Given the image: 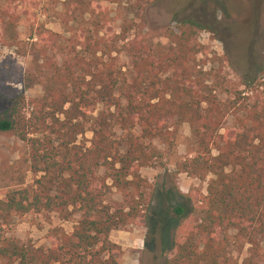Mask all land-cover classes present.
<instances>
[{
	"label": "trees",
	"instance_id": "trees-1",
	"mask_svg": "<svg viewBox=\"0 0 264 264\" xmlns=\"http://www.w3.org/2000/svg\"><path fill=\"white\" fill-rule=\"evenodd\" d=\"M65 1L69 37L39 26L30 45L45 79L43 96L17 97L8 118L0 116V132H12L27 146L33 177L31 187L0 196V263L121 264V249L109 236L138 218L151 232L158 225L165 264H233L229 248L239 252L244 245L257 258L264 243V67L221 101L195 70L203 26L185 19L177 33H158L173 43L159 55L143 38L128 41L130 67L122 71L111 46L127 40L133 21L124 20L117 35L107 33L108 44L100 35L107 27L104 11L88 0ZM157 1L125 3L137 14ZM24 5H0V40L2 34L15 38L20 16L28 17L27 0ZM227 115L232 125L223 129ZM180 123L189 125L194 151L179 170L199 181L211 177L205 194L196 193L193 201L179 194L198 206L197 224L171 192L164 193L163 205V195L140 177L141 169L163 158L157 144L173 146ZM88 130L90 140L79 141ZM112 189L122 202L103 204ZM70 209L80 214L78 222L69 233L53 228L49 247L1 234L13 216L55 214L67 221Z\"/></svg>",
	"mask_w": 264,
	"mask_h": 264
},
{
	"label": "rangeland",
	"instance_id": "rangeland-1",
	"mask_svg": "<svg viewBox=\"0 0 264 264\" xmlns=\"http://www.w3.org/2000/svg\"><path fill=\"white\" fill-rule=\"evenodd\" d=\"M27 1L28 17L20 16L15 38L2 34L0 40V116L5 119L17 97L28 101L41 98L44 94L45 79L37 68L40 61L30 52L37 28L43 26L63 39L69 37L63 24L66 18L64 13L69 7V4L65 7V0ZM88 1L107 15V27L100 35L108 44L110 40L107 33L119 34L124 20L134 23L126 36L127 40L117 41L111 46L114 47L111 55L117 59V67L122 71L130 67L126 55L128 41L135 37L143 38V43L159 55L173 43L158 33L166 29L177 33V23L185 19L194 20L203 26L196 37L202 47V54L196 57L195 70L204 73V85L221 101L232 99L235 93L244 89L242 83L254 79L260 67H264V0H158L137 14L129 13L125 0L121 4L112 3V0ZM3 3L4 0H0V5ZM17 4L21 8L26 6L25 0H17ZM172 122H168L170 127ZM231 123L232 116L227 115L223 129L231 127ZM90 138L91 132L88 130L79 141H88ZM156 147L163 153V158L156 160L151 167L141 169L140 177L163 195V205L164 193L171 192L175 202L179 201L184 206L190 222L199 223L198 206H192L179 197L181 194L193 201L196 193L205 194L207 182L211 178L206 176L204 181H199L179 170L180 164L192 157L194 151L189 125L179 124L169 150L158 144ZM29 173L27 146L12 132H0V196L4 191L31 187L33 177ZM99 174H102V170ZM121 202L122 196L114 189L103 198V204L107 205ZM79 218L80 214L75 209H70L67 221L60 220L55 214L50 215L49 219L42 214L13 216L7 225L1 227V234L7 238H17L23 243L30 242L34 246L49 247L53 228L69 233ZM147 229L146 222L138 218L124 230L110 234L109 240L121 249L118 256L121 264H165L166 252L161 248L158 225L152 232ZM228 254L233 264H249L251 259L255 264H264V243L257 258H253L249 245H244L239 252L235 247H230Z\"/></svg>",
	"mask_w": 264,
	"mask_h": 264
}]
</instances>
